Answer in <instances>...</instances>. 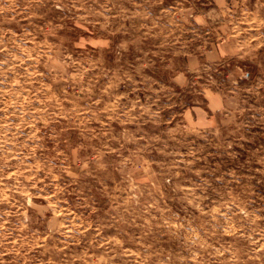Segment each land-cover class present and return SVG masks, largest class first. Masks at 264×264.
<instances>
[{
  "label": "clouds",
  "instance_id": "1",
  "mask_svg": "<svg viewBox=\"0 0 264 264\" xmlns=\"http://www.w3.org/2000/svg\"><path fill=\"white\" fill-rule=\"evenodd\" d=\"M216 158L243 161L223 192ZM242 182L264 185V0H0V264H264Z\"/></svg>",
  "mask_w": 264,
  "mask_h": 264
},
{
  "label": "rangeland",
  "instance_id": "2",
  "mask_svg": "<svg viewBox=\"0 0 264 264\" xmlns=\"http://www.w3.org/2000/svg\"><path fill=\"white\" fill-rule=\"evenodd\" d=\"M191 3L193 4L194 7H199L201 9H203L207 6L208 0H191ZM258 3H259V0H246V6H248V7L257 6ZM166 62H167V58H164L163 62H161L160 60H157L154 67H153V71L157 75H159L162 79L165 78L167 75L166 71L164 70V63H166ZM175 63L179 66H183L184 61L182 59L176 58ZM213 155L218 157V154H213ZM233 163H234V166L237 167V169H239L240 165L243 163V161L239 160V161L232 162L228 159L216 158V159L204 162L202 164V167H204L210 173H212L207 178L213 182V188H215V190L217 192H223L225 190V188L227 187V183H226L227 178L225 176L220 175V172L222 170H224L226 167L231 166ZM217 178H219V181H220L219 183L216 182ZM202 179L203 178H201V180ZM201 180L193 179L192 183L193 184H200ZM81 185H82L85 193H87L88 195H93V193L89 191L90 182H89L88 178H84L81 182ZM237 187L241 190H246L250 187L251 188H260L261 191L257 192V198H258V200L264 199V185H255V184L247 185V184H244L242 182ZM73 200H74V198H71L70 202H72ZM9 207L10 206L7 203L0 202V214H3L7 209H9ZM79 211H82L85 215H87L88 210L81 208V209H79ZM181 214L182 215H186V214L190 215V213H184V212H182ZM31 215L33 218V223L31 225V227L32 228L39 227L41 230H44L47 226L46 225L47 216L41 215V210H39V209H32ZM47 215H50V213H48ZM12 219H15V218L13 217ZM132 231L134 234H137L139 232V229H133ZM156 239H157L158 246L163 247L165 249H170L174 254L180 250L177 243L172 238H169L167 236L161 235L160 233H157ZM234 243L236 244L237 247H242L244 244V241L243 240H235ZM122 259H123L122 257H117L118 262L122 261Z\"/></svg>",
  "mask_w": 264,
  "mask_h": 264
}]
</instances>
